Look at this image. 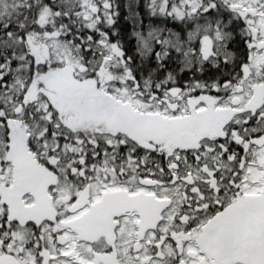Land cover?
<instances>
[{"label":"snow or ice","instance_id":"1","mask_svg":"<svg viewBox=\"0 0 264 264\" xmlns=\"http://www.w3.org/2000/svg\"><path fill=\"white\" fill-rule=\"evenodd\" d=\"M0 264H264V0H0Z\"/></svg>","mask_w":264,"mask_h":264}]
</instances>
